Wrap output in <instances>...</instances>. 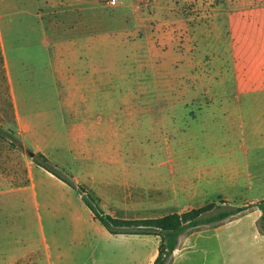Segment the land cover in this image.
<instances>
[{
    "label": "rangeland",
    "instance_id": "1",
    "mask_svg": "<svg viewBox=\"0 0 264 264\" xmlns=\"http://www.w3.org/2000/svg\"><path fill=\"white\" fill-rule=\"evenodd\" d=\"M45 1L48 5L38 9V0H0V174L14 176L12 184L0 186V248L14 247L20 241L22 226L30 230L35 244L42 242L41 224L51 240L42 190L46 188L54 196L77 193L52 184L42 174L36 175L35 190L18 189L28 185L26 164L31 162L34 148H29L33 147L29 142L25 147L18 137L14 91L24 136L40 144L50 165L72 181L83 169L85 137L92 124L73 115L93 112L97 124L100 115L152 113L164 119L155 123L175 125L156 131L143 117L142 153H133L141 144L135 142L138 134H131L126 144L128 162L138 160L150 167L167 159L207 160L218 166V183L205 189L207 201L203 206L214 202L218 208L230 205L246 210L185 232L179 238L180 250L194 237L204 238L172 264H233L234 255L230 256L227 249L225 255L219 248L216 228L251 226L264 234L261 211L256 206L264 199V0H117L116 6L110 5L111 0H76L77 6L70 11L60 3L65 0ZM39 13L43 19L38 18ZM69 16L77 20L74 25L78 34L69 36L66 26L60 27L61 23L66 25L64 20ZM43 22L59 25L57 32L65 40H73L75 49L85 50L87 45L93 49L94 68L89 65L88 69L70 73L67 66L62 67L65 55L58 48L56 30L47 28L44 33ZM84 54L86 57V50ZM67 77L73 82L82 80L85 85L88 80L90 86L82 88L79 82L65 89ZM67 96L75 104L66 106ZM250 102L254 105H248ZM248 108L253 111H246ZM236 119L245 127L232 136L230 123ZM260 125L263 130H258ZM95 135L99 137L97 131ZM166 143L174 152H159L158 160L155 147L164 148ZM235 145L248 151L233 154L230 149L236 150ZM109 155L118 157L119 149ZM230 158L238 159V170L232 173L242 175L238 185H231L225 178L232 170L227 164ZM130 193L128 190V197ZM151 193L147 190L144 197L149 199ZM165 195L168 200L172 198ZM196 203L189 201L184 206ZM218 208L205 217L217 214ZM99 209L104 210L101 206ZM21 212L25 215L19 217ZM65 225L59 223L57 230L61 231L57 234L62 233L64 246L73 241L72 227ZM7 226L13 232L9 237ZM222 233L231 235L230 231ZM90 234L94 232L90 230ZM140 236L150 240L142 248L139 238L126 240H133L132 250L137 248L139 259L141 255L145 261L150 250L149 257H153L160 238ZM251 251L254 255L253 248ZM123 257L121 254L124 261ZM234 257L249 258L237 264L253 263V256ZM77 258L79 263L87 255Z\"/></svg>",
    "mask_w": 264,
    "mask_h": 264
},
{
    "label": "crops",
    "instance_id": "2",
    "mask_svg": "<svg viewBox=\"0 0 264 264\" xmlns=\"http://www.w3.org/2000/svg\"><path fill=\"white\" fill-rule=\"evenodd\" d=\"M38 2V9H44V6L48 5V2L45 0H38ZM60 3L66 6V11H70L77 6L76 4L78 1L65 0ZM41 16L42 15L39 13L38 18L43 19ZM69 18L70 19L68 20H66L67 18L64 20L66 21V25H62L61 23L60 27L63 28V26H66L64 29L69 30V36L78 34L79 29L74 25L77 20L72 16H69ZM60 27L59 25H56L55 22L50 23L49 25L45 22L42 24V29L46 34L47 28L56 30V34L58 35L56 39L58 42V48L61 53L65 55V61L61 58V66H67L70 73L74 69H82L84 67L88 69L89 65L91 69H93L94 64L92 62L94 50L89 49L87 45V48L85 49V57L84 48L75 49L73 47V40H65V38L61 36L62 34L60 35V33L57 32ZM1 34L0 28V37ZM79 52H81V54L77 55ZM84 60L87 61L86 64L84 63ZM5 67L8 77H10L7 60H5ZM65 82V89H70L71 87L76 86L79 82H81L79 84L82 88H88L90 86L88 80H86L87 85H85L82 80L73 82L69 77H67ZM91 83L94 84L93 78ZM12 94L15 111L14 119H16L20 126L18 137H20L25 147H28V142L32 144L33 147L30 145L29 148H34V152L31 154H34V156L35 154H43L46 156L44 148L37 142H33L34 140L24 136V130L21 131V127L23 128V122L17 108V99L14 91H12ZM89 99L90 98H87L86 101H89ZM64 102L66 106L75 104V102L70 101L68 96L65 98ZM249 104L254 105L251 102L248 103V105ZM236 110L237 112L235 114L238 115L240 108L237 107ZM246 111L251 112L253 111V108H248ZM80 115H85V113ZM73 116L78 120L83 119V121L92 122L88 129L89 134L85 137L88 148L85 146L83 149V169L76 177L73 176V178L77 179L78 184L86 190L89 196H93H91L94 200L93 204H95L94 206L102 215H111L114 218L121 220H143L161 218L174 213L183 214L190 211V209L201 208L204 205V201H207L205 189L218 183L219 167L209 164L207 160L192 162L167 159L161 162L157 161L155 164L152 163L150 167L147 165L144 166L143 163L138 160H131L128 162L126 144L128 143L131 134H138V137L136 136L135 138V142L138 140L141 144L139 148L140 150L136 151V148L133 153H142L143 141L142 136L140 135L144 129V120L149 119L152 122L153 127L156 128V131H164V129H172L175 127V125L170 123H155L156 121L159 122V120H164L160 119L158 115L152 113L142 114L120 112L108 114L106 116H98L97 120L99 122L97 124H95L96 114L93 112H87L86 116H78V114ZM143 117L147 118L144 119ZM101 121H104L105 123H101ZM230 127L232 129V136H237L240 133V127L242 128L245 126H241L239 120L236 122L232 120ZM262 127L263 126L260 125L258 130H263ZM247 129L249 131L251 125L247 126ZM96 131L99 134L98 136L101 137V140L95 135ZM91 139H93V142ZM96 141L99 143L96 144ZM122 148L123 150H121ZM155 148L158 160L159 152L167 154L174 152L172 146L167 145V143L164 148H159L158 146ZM235 148L236 150L234 151L230 149L231 153L238 154L239 151L245 152L247 150V148H239L238 145H235ZM115 149H119V155L118 157H116V155L111 157L109 153L112 151L114 152ZM31 154V162L26 164L28 185L24 188L18 189L35 190L37 188L35 184L36 175L42 174L47 177V181L56 186H61L67 190L70 189L73 192L74 190L77 191L42 167L38 166L34 162ZM237 163V158H235V160L230 158V163H227L232 170L228 175L226 172L225 178L231 185H238L242 178V175H239L238 171H236L234 175L232 174L235 170H238ZM234 165L235 167L233 168ZM246 177L249 179L251 178V175L248 174ZM13 182L14 176L0 174V186L10 183L12 184ZM128 190L131 191V196L129 197L127 194ZM147 190L152 192L149 199L144 197V193ZM42 192L46 201L47 223L51 232V240L50 237L48 239L44 226L41 224L40 234L42 242L41 244H35L31 238L30 230L27 232L25 231V227L22 226L21 229L23 232H21L19 238L20 241L15 242L13 248H0V264H76L78 263L77 257H79V255H87V258L78 264H154L158 256L160 240L157 241L153 257H149L151 253L150 250L145 261H143L141 255L139 259L137 248L132 250L133 248L131 245H133V240L131 242V240L126 239L139 238V245L141 248L143 247L144 242L150 241L149 239L144 240L140 235H112L106 230L101 222L95 218L94 213L84 200L83 195L78 191L77 193H68L66 195L58 196L52 195L46 188L43 189ZM165 193H168V196L172 195V198L168 200ZM144 200L152 201V203L144 205L142 203ZM189 201L197 203L188 207L184 206V204ZM199 201H203V203H200ZM99 206L104 210H100ZM24 215L25 212H21L18 216L22 217ZM59 223H66L65 226L69 225L72 227L73 233L70 234L72 235L73 241L68 245L64 246L61 241L62 233L57 234V232H61L57 231ZM60 227L62 228V226ZM90 230L94 232V234H90ZM229 231L231 235H228L229 239L226 240L228 238L227 235H221L220 233L223 232L222 234H227ZM214 232L219 248L221 249V252L223 251V253H225V255H228L226 252L227 249L229 250L230 256H235L236 254H241V256L247 257L253 256V258H251L253 261L252 264H255V262H257V264H264V234L261 233L258 228H253L251 226L236 228L220 227L216 228ZM12 234V229L7 226V236L9 237ZM200 237L201 236L194 237L192 241L189 242V244H185L181 250L178 247L167 264H172L176 258L193 250L196 246L195 243L204 238ZM114 240H116V242L112 245L111 242ZM134 243H136V240H134ZM251 248L254 249V255H252ZM179 251L182 253L177 256ZM121 254L124 256L123 259L125 258L124 261L121 260ZM234 256L232 258L233 264L244 262V260L249 259L238 257L240 259L238 260Z\"/></svg>",
    "mask_w": 264,
    "mask_h": 264
},
{
    "label": "trees",
    "instance_id": "3",
    "mask_svg": "<svg viewBox=\"0 0 264 264\" xmlns=\"http://www.w3.org/2000/svg\"><path fill=\"white\" fill-rule=\"evenodd\" d=\"M34 162L60 179L67 183L80 194L83 195L84 200L89 208L101 224L112 235L127 234V235H155L160 238L158 248V256L154 264H167L174 252L178 249L179 238L188 230L199 227L204 224H213L224 221L230 217L238 215L246 210L244 206H230L227 209L218 208L212 202L201 208L192 209L183 214H170L161 218L143 219V220H121L114 218L111 215H102L93 205L94 200L89 196L86 190L78 184L77 179L69 180L64 178L60 173L53 168L48 158L43 154H37L33 157ZM260 211V228L264 232V200H261L256 205ZM219 209V212L214 216L205 217L206 214Z\"/></svg>",
    "mask_w": 264,
    "mask_h": 264
},
{
    "label": "built area",
    "instance_id": "4",
    "mask_svg": "<svg viewBox=\"0 0 264 264\" xmlns=\"http://www.w3.org/2000/svg\"><path fill=\"white\" fill-rule=\"evenodd\" d=\"M109 3L111 6H116L117 0H111Z\"/></svg>",
    "mask_w": 264,
    "mask_h": 264
},
{
    "label": "water",
    "instance_id": "5",
    "mask_svg": "<svg viewBox=\"0 0 264 264\" xmlns=\"http://www.w3.org/2000/svg\"><path fill=\"white\" fill-rule=\"evenodd\" d=\"M32 157H34V154H31Z\"/></svg>",
    "mask_w": 264,
    "mask_h": 264
}]
</instances>
